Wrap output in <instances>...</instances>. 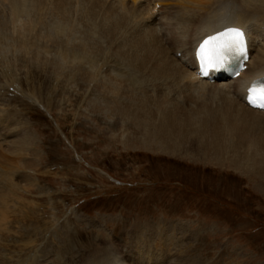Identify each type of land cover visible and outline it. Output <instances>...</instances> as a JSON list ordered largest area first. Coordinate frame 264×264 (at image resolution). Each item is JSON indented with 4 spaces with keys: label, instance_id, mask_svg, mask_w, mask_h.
<instances>
[{
    "label": "rangeland",
    "instance_id": "rangeland-1",
    "mask_svg": "<svg viewBox=\"0 0 264 264\" xmlns=\"http://www.w3.org/2000/svg\"><path fill=\"white\" fill-rule=\"evenodd\" d=\"M226 4L242 8L240 0ZM8 9L0 0V13ZM137 34L119 38V46L90 39L102 48L98 66L117 71L116 50L129 49L124 42ZM8 45L0 43V175L29 192H18L22 212L14 221L24 217L11 230L21 229L20 240L5 242L0 264H78L97 240L128 250L133 235L158 229L181 233V254L195 257L193 264H264V178L248 159L205 158L192 144L168 154L130 143L140 131L106 112L83 78L55 79L52 67Z\"/></svg>",
    "mask_w": 264,
    "mask_h": 264
},
{
    "label": "bare ground",
    "instance_id": "bare-ground-1",
    "mask_svg": "<svg viewBox=\"0 0 264 264\" xmlns=\"http://www.w3.org/2000/svg\"><path fill=\"white\" fill-rule=\"evenodd\" d=\"M127 1L6 0L9 13H0V43H11L8 47L40 68L52 67L55 79L83 78L86 92L98 95L97 103L101 100L106 112L122 125L140 131L141 135L130 143L168 154H181V148L192 144L197 151L203 150L205 158L218 160L226 155L248 159L256 166V174L264 178V111L250 108L243 101L248 83L264 76V0H240L242 8L238 12L227 6L229 0H207L206 4L202 0ZM226 25L245 31L249 50L245 69L234 79L209 82L197 78L191 57L194 48L205 35ZM132 32L138 34L131 36L133 40L136 37L133 44L124 42L129 49L116 50L120 57L118 63L117 59L114 62L117 71L109 69L105 73L96 63L102 48L90 39L119 46V38ZM51 48L58 52L54 55ZM231 146L233 152L223 151ZM1 171L0 184L5 186L0 188V248L7 251L5 242L21 235V229L11 230L14 225L20 226L24 217L18 224L14 221L22 212L18 192L29 190L19 189L21 182H13L7 172ZM31 175L20 177L30 179ZM167 232L158 229L153 234L133 235L136 237L128 250L118 251L112 243L100 246L97 240L100 247L93 246L95 249L92 247L78 264L195 263V257L181 254L182 234L168 232L165 243L162 234ZM149 234L157 236L153 239ZM98 256L101 259L97 260ZM6 261L24 264L19 259Z\"/></svg>",
    "mask_w": 264,
    "mask_h": 264
},
{
    "label": "snow or ice",
    "instance_id": "snow-or-ice-1",
    "mask_svg": "<svg viewBox=\"0 0 264 264\" xmlns=\"http://www.w3.org/2000/svg\"><path fill=\"white\" fill-rule=\"evenodd\" d=\"M245 52L244 32L237 27H226L207 36L200 43L197 55L202 62V72L208 68L222 67L230 54ZM246 99L253 107L264 109V78L252 81L247 88Z\"/></svg>",
    "mask_w": 264,
    "mask_h": 264
}]
</instances>
